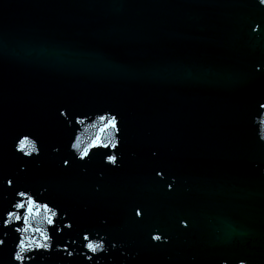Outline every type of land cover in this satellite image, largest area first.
<instances>
[{
  "label": "water",
  "instance_id": "1",
  "mask_svg": "<svg viewBox=\"0 0 264 264\" xmlns=\"http://www.w3.org/2000/svg\"><path fill=\"white\" fill-rule=\"evenodd\" d=\"M262 19L255 0H0V264L50 230L45 210L15 230L16 190L62 210L31 264H264ZM107 111L121 140L100 131ZM155 227L169 243L151 241ZM96 232L117 247L88 261Z\"/></svg>",
  "mask_w": 264,
  "mask_h": 264
},
{
  "label": "snow or ice",
  "instance_id": "2",
  "mask_svg": "<svg viewBox=\"0 0 264 264\" xmlns=\"http://www.w3.org/2000/svg\"><path fill=\"white\" fill-rule=\"evenodd\" d=\"M255 4L262 5L264 6V0H255ZM255 6V5H254ZM262 23H264V19H262ZM264 68V66H261ZM261 69V68H260ZM260 69H257L258 71ZM261 108H264V103L260 104ZM108 115H100L99 119L101 121H105V126L100 129L101 132L106 131L107 129H112L115 131L117 136L120 138V133L121 129L119 127V118L118 114H115L113 112L107 111ZM60 115L62 117H65L68 115L66 110H61ZM261 139H264V136L260 137ZM100 136L98 135L96 137V141L93 144V147H96L97 145L104 147V148H109L110 150L104 153L105 156V164L113 167V168H118L121 167V159L122 156L119 153V151H112L111 149H117L118 145H107V144H101L100 143ZM19 144L23 146H27L28 144L32 143V141L29 139L28 135H24L22 138L19 139ZM119 143V141H118ZM35 147V146H34ZM73 148L77 147V145L73 144ZM19 150V149H18ZM54 151L59 152L60 149L56 148ZM39 153H37V156ZM155 155V153H153ZM89 156V150L85 149L83 153L77 157L74 154L72 155V159L75 161H85V158ZM119 157V159H118ZM71 167L70 159L69 158H64L62 160V163L60 165V170L64 171L65 169H69ZM167 172V169H157L155 170V177L158 180L159 185L163 188V191L165 193H171L174 191V183L171 181L170 178H167L168 175L166 176L165 173ZM164 176L166 177L165 180L161 181L158 178ZM8 184L12 185V180H8ZM45 191H47V188H44ZM97 192L100 191V186L97 185L96 189ZM16 196L18 197L17 201L14 204V208L16 210H23L20 214H16L14 212H9L8 216L12 217L13 215L15 216V222L17 227L15 230L17 232L20 231H27L28 230V223H29V217L32 215H39L41 210H45L51 213V215L48 217L47 223L49 225V232L48 234H42V239L44 243H39L37 241H29L25 242L23 238H21L17 244V248L13 254V261L16 262V264H25V261H28V264H31V262L36 258L35 254L39 252L40 250H43L44 252H48L51 250V245L48 244V241L52 238L53 233L57 231V219L58 217L62 214V210L59 209V205L53 204L51 201L49 202H43V194L37 190L36 192H33L31 194L28 193L27 190L20 191L16 190ZM53 209H56V211H53ZM26 213V214H25ZM147 215V209L144 208L143 205L137 204L133 206L132 213L130 216H132L133 220L138 223H142V219H137V218H142ZM184 220V225L183 227L187 229L190 224V219L188 217H182ZM106 223V221H104ZM23 223L24 227L21 228L19 225ZM4 226H8L7 220L4 221ZM67 227H71V225H67ZM37 232H40V229H36ZM60 231H63L61 228ZM85 232H88L85 230ZM96 237L99 238L100 242H95L92 238H90L89 235L83 234V240L87 241L85 244V247L87 248L88 252L92 253L93 255H88V253H84V257L88 261L93 260V256L97 255L99 253L107 252L109 250V246L111 248H116L117 244L116 243H111L109 245L108 237L107 235H101L99 232H96ZM150 239L153 242H159L160 244H166L170 242L171 237L166 234V231L159 227H155L151 229L149 233ZM105 237H107L105 239ZM5 244L4 239H0V246H3ZM35 245L34 247H31V245ZM32 254H29V253ZM65 252L67 253L68 256H72L73 253L68 251L67 248H65ZM96 264H99V261H96ZM221 264H229L227 260H223ZM239 264H246V261L244 258H241L239 261Z\"/></svg>",
  "mask_w": 264,
  "mask_h": 264
}]
</instances>
